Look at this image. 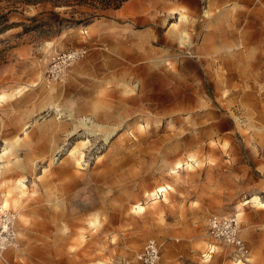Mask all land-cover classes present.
Wrapping results in <instances>:
<instances>
[{
	"label": "rangeland",
	"instance_id": "obj_1",
	"mask_svg": "<svg viewBox=\"0 0 264 264\" xmlns=\"http://www.w3.org/2000/svg\"><path fill=\"white\" fill-rule=\"evenodd\" d=\"M137 1L0 0V264H138L149 239L160 264H264L251 1ZM233 214L249 262L207 233Z\"/></svg>",
	"mask_w": 264,
	"mask_h": 264
},
{
	"label": "built area",
	"instance_id": "obj_2",
	"mask_svg": "<svg viewBox=\"0 0 264 264\" xmlns=\"http://www.w3.org/2000/svg\"><path fill=\"white\" fill-rule=\"evenodd\" d=\"M79 54L81 53L71 52L59 57L52 66L51 75L56 78L62 76L69 62L76 59ZM206 227L207 233L214 241L232 247L240 260L247 261L249 249L240 235V221L236 214L211 215L207 219ZM212 251V248L208 249V256ZM137 262L138 264H160V245L155 239L145 242L137 257Z\"/></svg>",
	"mask_w": 264,
	"mask_h": 264
},
{
	"label": "crops",
	"instance_id": "obj_3",
	"mask_svg": "<svg viewBox=\"0 0 264 264\" xmlns=\"http://www.w3.org/2000/svg\"><path fill=\"white\" fill-rule=\"evenodd\" d=\"M250 1H251L250 7H251V15H252V18H251L252 27L254 29L255 28L256 29H264V0H250ZM179 3L182 4L183 6H190L189 3H188V0H181V2H179ZM152 4H154V0H139L137 2L130 3L128 6L125 7V9L126 10H132V9H134L136 7L143 8V7L147 6V5H152ZM177 4H178V2H177ZM175 14H178V12L176 11ZM245 201H244L243 204H247L249 202L253 203L251 201H248L246 203ZM262 202L264 203V201H262ZM244 242L246 243V241H244ZM246 245H247V247H248V249L250 251V248H249L247 243H246ZM247 262H249L248 258H247ZM249 263L253 264L252 261L249 262Z\"/></svg>",
	"mask_w": 264,
	"mask_h": 264
},
{
	"label": "bare ground",
	"instance_id": "obj_4",
	"mask_svg": "<svg viewBox=\"0 0 264 264\" xmlns=\"http://www.w3.org/2000/svg\"><path fill=\"white\" fill-rule=\"evenodd\" d=\"M180 165L178 164L177 165V167H179ZM160 191H164V188H160L159 189ZM158 192V191H157ZM6 201V200H5ZM248 201H251V202H253V203H255V204H258V205H263L264 206V203L260 200V198L258 197V196H253L251 199L249 198L248 200H246L245 202L247 203ZM5 203V202H4ZM2 204L1 205V211H3V208H5V209H7L6 208V206H5V204ZM250 203V202H249ZM7 204V203H6ZM135 209H137V210H142V206H135ZM9 230V226L6 224V223H4L3 224V231H8ZM0 239H1V235H0Z\"/></svg>",
	"mask_w": 264,
	"mask_h": 264
},
{
	"label": "trees",
	"instance_id": "obj_5",
	"mask_svg": "<svg viewBox=\"0 0 264 264\" xmlns=\"http://www.w3.org/2000/svg\"><path fill=\"white\" fill-rule=\"evenodd\" d=\"M6 27L9 28V27L6 25L5 27L0 28V31H1V30L3 31V29H7Z\"/></svg>",
	"mask_w": 264,
	"mask_h": 264
}]
</instances>
